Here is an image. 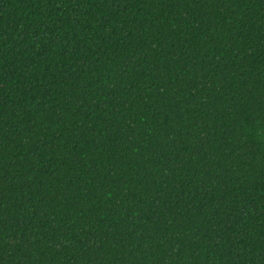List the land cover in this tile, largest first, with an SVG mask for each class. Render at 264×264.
Returning <instances> with one entry per match:
<instances>
[{
	"label": "trees",
	"instance_id": "16d2710c",
	"mask_svg": "<svg viewBox=\"0 0 264 264\" xmlns=\"http://www.w3.org/2000/svg\"><path fill=\"white\" fill-rule=\"evenodd\" d=\"M262 129L264 0H0V264H264Z\"/></svg>",
	"mask_w": 264,
	"mask_h": 264
},
{
	"label": "snow or ice",
	"instance_id": "6c2138e0",
	"mask_svg": "<svg viewBox=\"0 0 264 264\" xmlns=\"http://www.w3.org/2000/svg\"><path fill=\"white\" fill-rule=\"evenodd\" d=\"M262 132H264V129H262ZM249 135H251V133H249Z\"/></svg>",
	"mask_w": 264,
	"mask_h": 264
}]
</instances>
